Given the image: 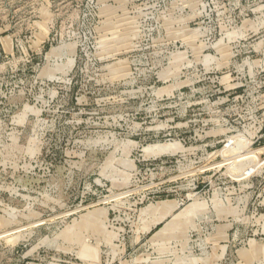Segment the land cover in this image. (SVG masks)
Masks as SVG:
<instances>
[{
	"label": "rangeland",
	"instance_id": "374dc122",
	"mask_svg": "<svg viewBox=\"0 0 264 264\" xmlns=\"http://www.w3.org/2000/svg\"><path fill=\"white\" fill-rule=\"evenodd\" d=\"M0 264H264V0H0Z\"/></svg>",
	"mask_w": 264,
	"mask_h": 264
}]
</instances>
